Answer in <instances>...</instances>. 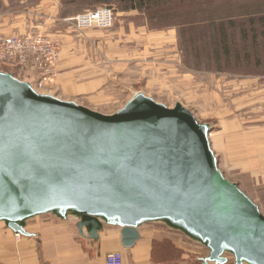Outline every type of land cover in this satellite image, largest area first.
Listing matches in <instances>:
<instances>
[{
	"label": "water",
	"instance_id": "obj_1",
	"mask_svg": "<svg viewBox=\"0 0 264 264\" xmlns=\"http://www.w3.org/2000/svg\"><path fill=\"white\" fill-rule=\"evenodd\" d=\"M209 134L142 93L104 115L0 72V221L25 237V219L72 211L81 237L117 226L129 250L138 226L166 220L206 245V261L264 264V215L218 169Z\"/></svg>",
	"mask_w": 264,
	"mask_h": 264
},
{
	"label": "rangeland",
	"instance_id": "obj_2",
	"mask_svg": "<svg viewBox=\"0 0 264 264\" xmlns=\"http://www.w3.org/2000/svg\"><path fill=\"white\" fill-rule=\"evenodd\" d=\"M40 1L0 0V36L34 31L47 35L42 30L44 12L36 10ZM97 7L114 10L115 21L108 30L78 32L71 19L49 27L52 32H66L61 41L52 39L59 47L57 76L41 93L52 92L104 115L114 114L140 93L169 109L181 105L210 130L208 140L223 176L264 215V0H164L158 7L137 11L121 9L114 1L89 6L76 0L65 4L60 16L76 17ZM219 25L226 28L227 53L212 46L210 31ZM123 51L141 60L143 69L129 72L125 83L118 82L120 78L107 81V60H117ZM74 59L79 67L98 63L103 83L88 88L63 87L58 66ZM0 72L12 73L20 81L26 75L10 65H0ZM33 79L36 81V76ZM54 214L57 212L40 215ZM145 223L170 232L177 226L166 220ZM0 227L8 230L5 221H0ZM19 240L14 236V242ZM204 252V260L193 254L181 259L174 252L168 264H215L206 261L207 247ZM224 256L225 264H234L229 252Z\"/></svg>",
	"mask_w": 264,
	"mask_h": 264
},
{
	"label": "crops",
	"instance_id": "obj_3",
	"mask_svg": "<svg viewBox=\"0 0 264 264\" xmlns=\"http://www.w3.org/2000/svg\"><path fill=\"white\" fill-rule=\"evenodd\" d=\"M41 0L36 6L37 11H43V31L48 39H62L63 32H52L51 25L57 21L66 22L74 17L60 16L65 4L70 0ZM29 21L31 18L28 19ZM32 24H28L31 26ZM49 29V30H48ZM27 33V32H24ZM42 33V32H41ZM52 33H55L52 35ZM55 38H52V37ZM61 41V40H60ZM62 48V47H61ZM117 60L109 59L106 62L104 75L106 80L125 83L129 72L136 68H142L141 60L128 56L123 51ZM67 63L72 66H67ZM76 59L60 63L58 72L63 81L61 85H72L77 88H88L100 85L102 77L101 67L98 63L89 66H75ZM24 82H34L35 73L24 72ZM12 74V73H11ZM73 82V83H72ZM72 83V84H71ZM127 83V82H126ZM46 93V92H43ZM57 97L52 92L47 93ZM62 100V99H60ZM64 100V99H63ZM67 100V99H66ZM65 100V101H66ZM70 101V100H69ZM75 102V101H73ZM79 221L78 215L67 212L64 217L57 214L40 215L32 218L21 225L28 236H21L19 242H14V234L9 229L0 227V264H105V256L109 253L120 252L123 264H168L171 254L179 253L181 259L193 254L195 259L204 260L205 245L198 243L184 231L169 227L174 231L170 232L162 228H156L152 224L145 223L137 227L140 239L129 250L121 247L120 228L103 224V230L98 234V239L83 238L77 232L76 224ZM85 233V231H84ZM203 255L202 257H200ZM201 264H207L202 262Z\"/></svg>",
	"mask_w": 264,
	"mask_h": 264
},
{
	"label": "built area",
	"instance_id": "obj_4",
	"mask_svg": "<svg viewBox=\"0 0 264 264\" xmlns=\"http://www.w3.org/2000/svg\"><path fill=\"white\" fill-rule=\"evenodd\" d=\"M114 21L115 13L110 7H97L71 19L78 32L108 30L113 26ZM59 56V47L39 31L0 36V65H10L20 71L34 72L36 81L27 83L35 92L41 93L43 87L55 81ZM14 236L17 240L21 237L18 234ZM104 262L123 264L122 255L120 252L109 253L105 256Z\"/></svg>",
	"mask_w": 264,
	"mask_h": 264
},
{
	"label": "trees",
	"instance_id": "obj_5",
	"mask_svg": "<svg viewBox=\"0 0 264 264\" xmlns=\"http://www.w3.org/2000/svg\"><path fill=\"white\" fill-rule=\"evenodd\" d=\"M76 0H70V3H74ZM114 1L116 4H119L121 9L124 10H139V9H144V7H149V6H154L158 7L160 3L164 0H84V2H88L89 6L93 5H104L108 4V2ZM262 21V19L260 20ZM229 25L232 26V22L229 23ZM263 26V25H262ZM212 37V46L214 47H221V50H223L224 53H227V46H226V39L227 36H225L226 28L224 25H219L216 27V30L213 29L211 30L210 33ZM215 53H217V49H213Z\"/></svg>",
	"mask_w": 264,
	"mask_h": 264
},
{
	"label": "bare ground",
	"instance_id": "obj_6",
	"mask_svg": "<svg viewBox=\"0 0 264 264\" xmlns=\"http://www.w3.org/2000/svg\"><path fill=\"white\" fill-rule=\"evenodd\" d=\"M42 94H43V93H42ZM47 95H48V94H47ZM174 227H176V228H177L178 226H174ZM174 227H172V228H174ZM178 228H179V227H178Z\"/></svg>",
	"mask_w": 264,
	"mask_h": 264
}]
</instances>
